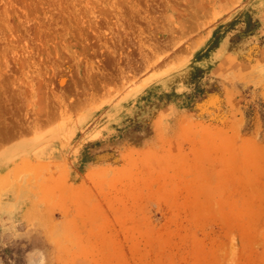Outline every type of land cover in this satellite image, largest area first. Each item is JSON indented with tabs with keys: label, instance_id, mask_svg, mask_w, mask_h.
I'll return each mask as SVG.
<instances>
[{
	"label": "rangeland",
	"instance_id": "1",
	"mask_svg": "<svg viewBox=\"0 0 264 264\" xmlns=\"http://www.w3.org/2000/svg\"><path fill=\"white\" fill-rule=\"evenodd\" d=\"M0 264H264V0H0Z\"/></svg>",
	"mask_w": 264,
	"mask_h": 264
},
{
	"label": "bare ground",
	"instance_id": "2",
	"mask_svg": "<svg viewBox=\"0 0 264 264\" xmlns=\"http://www.w3.org/2000/svg\"><path fill=\"white\" fill-rule=\"evenodd\" d=\"M64 83H65V80H61V85H64Z\"/></svg>",
	"mask_w": 264,
	"mask_h": 264
}]
</instances>
